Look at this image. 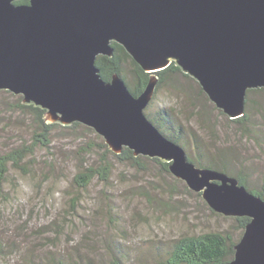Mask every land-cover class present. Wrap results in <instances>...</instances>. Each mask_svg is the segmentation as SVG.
Segmentation results:
<instances>
[{
  "label": "water",
  "instance_id": "1",
  "mask_svg": "<svg viewBox=\"0 0 264 264\" xmlns=\"http://www.w3.org/2000/svg\"><path fill=\"white\" fill-rule=\"evenodd\" d=\"M0 0V90L45 111L47 124L79 123L120 155L156 158L208 208L249 219L224 264H264V201L224 173L198 168L144 111L155 73L174 63L230 120L264 88V0ZM120 45L149 81L133 96L98 56Z\"/></svg>",
  "mask_w": 264,
  "mask_h": 264
},
{
  "label": "rangeland",
  "instance_id": "2",
  "mask_svg": "<svg viewBox=\"0 0 264 264\" xmlns=\"http://www.w3.org/2000/svg\"><path fill=\"white\" fill-rule=\"evenodd\" d=\"M175 82L157 91L144 114L162 113L183 131L189 160L199 157L198 144L209 151L206 159L226 153L230 166L264 192V108L253 112L261 137L251 138L199 96L193 81L178 76ZM18 97L0 90V154L29 145L36 131L31 115L16 108ZM50 141L25 160L27 175L10 168L0 187V264H35L33 256L53 251L75 255L79 243L97 263H106L105 251L116 246L126 264H158L164 257L156 256V249L163 254L182 236L221 232L239 240L234 218L212 212L156 163L143 159L142 168L120 163L103 139L82 125L56 126ZM104 162L110 167L108 182L96 176L84 190L72 185L79 169Z\"/></svg>",
  "mask_w": 264,
  "mask_h": 264
},
{
  "label": "trees",
  "instance_id": "3",
  "mask_svg": "<svg viewBox=\"0 0 264 264\" xmlns=\"http://www.w3.org/2000/svg\"><path fill=\"white\" fill-rule=\"evenodd\" d=\"M16 4H27V1H18ZM111 46L113 48V55L111 57L98 56L96 58V67L99 69L102 79L109 81L113 74H117L125 82L128 91L133 96L139 95L146 87L150 75L145 73L120 45L112 43ZM155 75L158 78L155 94L162 86L174 87V84H176L175 79L177 80V77L181 76L193 81L197 86L198 95L208 100L198 83L188 75L182 73L174 63H171L166 69L155 73ZM2 92L10 93L8 91ZM17 99L16 108L21 111H27L31 115L36 123V131L33 132L29 145H22L19 148L0 154V187L6 182L10 168L27 175L25 160L33 154V149L36 147L47 149L50 146L51 131L54 127L59 126L63 129H74L81 126L79 123H74L65 127L59 124H47L44 121V110L33 105L23 104L21 96ZM263 102L264 88L250 90L246 95L245 111L242 117L230 120L220 110L219 112L220 115L227 118V122L237 130L248 132L247 135L251 138L253 134L261 137V126L259 123L255 124L256 116L253 112L258 114L259 109L264 108ZM145 116L164 137L184 149V144L182 143L185 138L184 133L180 128H173L174 126L172 122L169 121L168 116L162 115V113H157L154 116L150 113H145ZM88 130L92 129L88 128ZM256 140L258 139L256 138ZM196 150L198 154L200 152L199 157L194 161L188 159L189 162H194L195 164H193L198 168L217 171L235 178L249 193L260 197L264 201V192L261 189L252 188L253 185L248 181V174L241 171L240 168L230 166L226 153L224 156L218 154L219 156H217L216 159H206V152H209L207 148L205 149L201 144H198L196 145ZM228 156L235 159L231 153H229ZM113 157L122 164H130L133 168H142L141 160H149L159 165L164 172L169 173L167 163L156 158L135 157L132 152L126 148L123 149L120 155L114 154ZM101 164L102 165L95 168L87 167L79 169L72 178V185L79 190H84L96 176H98L102 182H108L110 167H108L105 162ZM198 196H200V194H198ZM72 202L74 203V201ZM234 221L237 224L236 228L241 231L242 236L249 219L246 217L234 218ZM235 245L236 243L232 241L231 236L228 234H223L221 232H206L199 235L182 236L170 242L163 254L158 251L159 248L156 249L155 254L156 256L164 257L158 264H224L233 259ZM80 246H83L82 243H79L76 248L75 255L74 253H65L64 251H53L50 253L45 252L40 256H33V259L37 261L35 264H126V254L115 245L114 250L111 252L105 251L107 257L106 263H97L96 259L90 256L88 250H86V252L82 251L83 247L81 248ZM1 247L2 244H0V253L4 250L1 249Z\"/></svg>",
  "mask_w": 264,
  "mask_h": 264
},
{
  "label": "bare ground",
  "instance_id": "4",
  "mask_svg": "<svg viewBox=\"0 0 264 264\" xmlns=\"http://www.w3.org/2000/svg\"><path fill=\"white\" fill-rule=\"evenodd\" d=\"M188 189V188H187ZM189 190V189H188Z\"/></svg>",
  "mask_w": 264,
  "mask_h": 264
}]
</instances>
